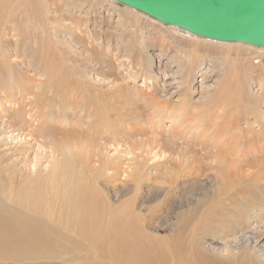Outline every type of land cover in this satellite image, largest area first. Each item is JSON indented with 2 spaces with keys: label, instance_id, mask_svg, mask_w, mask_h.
Masks as SVG:
<instances>
[{
  "label": "bare ground",
  "instance_id": "6f19581e",
  "mask_svg": "<svg viewBox=\"0 0 264 264\" xmlns=\"http://www.w3.org/2000/svg\"><path fill=\"white\" fill-rule=\"evenodd\" d=\"M61 1V5L58 4L52 9L50 8L49 0H0V108L1 106H6L10 110L9 115H5L4 111L2 112L0 125L6 130L4 131L5 133L10 132L8 135L4 134L7 140L16 141L19 139L16 144H21L25 148V150L23 148L24 151L14 149L12 152L6 153L5 151L13 149L14 145L2 149L4 152H2L1 156L5 160H0V264H17L14 262L22 261V257L18 254V249L28 248L29 245L38 246L42 243L46 245L51 243H54V245L65 244L67 249L76 252L79 249L85 250L89 253V259L95 257V259L100 261L102 256V264H107L105 259H111L112 256L114 257L113 263L109 262V264H122L121 262L126 260L123 259L125 253L122 255L121 252L116 251L117 248L113 245L117 241L121 242V246H124L122 244L125 243L118 237H112L115 230V222L121 221V212L123 215L125 212L121 210L119 213L116 212V216H113L115 207L113 205L110 206V201L107 199H98L94 192V186L97 185L98 178L103 174L108 176L107 174L112 172L113 158L111 159L103 153L100 155L94 153V146L91 141L90 144L80 146L72 142L73 138L71 140L69 136H64L66 131L61 128V131H59V127L65 122L61 120L65 119L63 117L67 113L76 114L77 111H72V108L74 109L78 103L75 104V107H72V103L65 101L64 96H61L62 84L60 80H57L54 84L57 90L51 88L49 91L47 87H40L44 76L39 80L28 73V70L32 69V63L41 65L48 74L51 64L56 63V65H59L65 62L66 69L69 71L81 70L85 79L89 75H86V67L82 68L78 63L81 61L78 57H86V62L82 64L87 66L92 61L91 57L93 55L100 56L101 54L108 58V62L99 61V65L108 67L109 76H112L118 66L120 68L127 66L126 70L128 72L126 75L130 74L134 79L142 75L145 80V84L142 86H155L157 92L160 93L162 90L159 88L158 79H162L163 92L161 96L163 98H172L169 105L158 107L159 99L156 96L149 95L145 90H140L137 93L142 97L140 99L143 100V103H146L150 108H155L148 118L149 125L152 124L151 127L157 125V128L160 129L163 120L167 117L173 123L168 126L165 134L161 131L153 130L157 132L158 136L153 137L151 141L159 146H171L172 148L176 146L178 149V139L188 138L192 134L189 131L191 129L189 127H197L196 129L204 127V132L206 131L207 133V126L204 123H200L198 126L185 127L183 116L186 114L188 116L190 111H200L214 97L216 98L214 104H217L221 97L225 96L224 103L226 106L218 109L217 119H222L221 112L226 107L224 113L227 112L229 118L225 120L223 125V128L227 130H224V136L227 137L229 132L234 134L227 139V144L229 145L225 144L228 147L224 145L226 148L217 159V164L219 162L221 165L210 169L214 179L213 182L216 185L212 195L220 206L227 210L229 209L228 212L232 211V206L229 208L228 198L238 193L240 188L250 191L251 195L246 202H237L241 208L233 210L232 216L210 224L218 233L230 231L235 239L241 238L239 236L241 234L243 236L242 239L244 241L246 239L248 247L251 245L250 243H255L257 249L260 250L257 244L264 240V175L260 177L264 172V48L243 42H225L199 36L187 30H182L177 26L164 24L133 7L123 4H121L123 6L119 7L113 0ZM114 1L117 2L116 0ZM85 2H89L87 4L89 8L84 14L86 25L89 22L94 24L100 22L96 16L102 17V15H99V9L102 7L108 12L119 15L116 25L113 26V32L118 27H122L123 32L127 31L131 36L126 39L123 33L117 35L116 39L118 41L115 42V56L118 51L121 54L120 43L123 42L124 52H132L134 49L139 51L137 59L135 57L136 60L130 59L131 63L127 62L129 58H127L126 53L120 55L121 57H113V59L107 53L101 52L98 47L92 46L90 39L93 36H89L90 39H87L83 31L81 32L83 16L78 18L81 14L68 17L67 19H73L68 25H64V22H68L66 19H58L56 22L54 20L57 17L50 16L53 13L57 15V13H64V11L68 10L76 12V9L85 7L83 5ZM39 15H42V20L39 19ZM101 21H103V17ZM107 23V30H109L113 24L111 20ZM71 25L73 26L68 27ZM67 30L71 31L70 37H65V31ZM77 31L80 32L79 37H73L74 32ZM113 32L110 33L112 34ZM156 40L159 42L160 46L158 48L160 50L155 54L156 49L151 52L153 48L148 46ZM171 46L175 48V55L170 56ZM63 47L67 50L66 52L60 51ZM80 48L87 53L81 52ZM50 50L59 52L57 59L50 57ZM108 50L111 51L110 46ZM67 52L70 56H73V59H68V56H66ZM154 55L157 56L159 62L157 65L158 70L156 71L154 70ZM26 59H28V62H26ZM165 59L167 61L163 67V60ZM172 59L177 63L179 70H172L168 78L178 77V79L170 80L168 83L166 71L169 65L171 66L172 63L170 62ZM207 61L210 62L209 65H215L218 68V72H220L216 83L207 84V78L211 77V67L209 65L208 68L205 67ZM25 68L26 70L24 71ZM205 68L206 70L203 71ZM257 69L260 73L256 71ZM35 74L39 73L36 71ZM197 76L201 78V83L198 86ZM7 79L9 80L6 81ZM256 79L260 85V92L257 94L251 88L252 81ZM79 80L87 85L86 81ZM25 82L29 84L28 87H25ZM176 83L178 88L175 91H169L170 89L168 90L164 87L175 86ZM33 87L36 88L34 94L30 91ZM223 89L227 90L224 91ZM231 90L237 92L243 102L246 111L244 110L241 114L237 109H231L228 106L226 95L232 93ZM24 91L31 98L36 99V97H39L40 99L25 102ZM89 91L87 89L86 93ZM196 92L202 95L198 96V100L195 102L192 99ZM128 94L131 95L129 92ZM175 94L177 97L173 99ZM59 96L62 97L61 100L57 99ZM18 97L22 100L18 99ZM48 99L52 100L57 107L55 112H61L63 115L50 113L52 117L47 119L44 108L48 107L46 103ZM37 102L43 103L42 106L34 105ZM66 105L69 107L65 110L64 106ZM214 106L208 105L207 111ZM33 107L36 110H33ZM214 116L215 114L212 115L210 121L215 119ZM199 122H202V120H199ZM177 129L181 130L177 131ZM201 133L200 136L202 137ZM219 137L216 138L219 140ZM88 138L90 137L88 136ZM26 139H34L41 150H52L50 154H52L54 165L53 167L51 166L52 168L49 169L46 176H37L39 178H36V182L26 177L23 185L19 187L14 182L19 179L20 173L27 170L25 169L27 163L24 158H26L25 152L28 149L26 148V143H23V140ZM26 141L29 143L28 140ZM136 144L139 145L138 149L146 151L145 154L152 152L150 150L152 147L150 145L151 142L150 144H140L137 141ZM127 146L129 150L127 153L129 162L125 167L126 171L129 169L127 176L132 180L131 186L140 188L150 176L151 168L146 157L136 154L134 146H131V144ZM95 154L100 159L97 162L92 160V157H96ZM167 154H170V152L161 149L154 156L160 159L163 156H169ZM60 156L62 158L56 160ZM212 156L217 157L216 155ZM19 165H21L20 168ZM38 165L39 163L36 161L32 169L34 170ZM105 172L108 173L106 174ZM180 172L181 170L173 169L172 167L171 171L167 173L171 178L173 177L172 183L177 181L176 178L180 176ZM162 174L165 177L167 176L164 173ZM190 174L193 175L194 173L190 172ZM3 177L7 181H4ZM188 177H190L189 174ZM108 178L112 179L113 176H108ZM112 181L110 180L111 183ZM32 185L36 186L32 187ZM100 194H103L101 190ZM44 215L47 216L42 217ZM49 217L51 219L50 224L47 223ZM113 217H116L117 220H114ZM41 220L46 222L43 223ZM252 220H254V223ZM123 228L125 229V227ZM207 228L206 231L208 232ZM202 229L205 230L204 227ZM59 238H63L65 241L63 242ZM115 238L119 240L115 241ZM79 243H82L83 246H80L81 244ZM260 246L264 247V241ZM98 249L109 252L103 253L104 255H98L96 252ZM115 251L116 253H113ZM127 253L130 256V252ZM64 255L68 256L64 257ZM47 257L58 261L62 260L63 262L78 260V256L75 253H51ZM124 262L126 261H123V264L129 263L128 260L127 263Z\"/></svg>",
  "mask_w": 264,
  "mask_h": 264
},
{
  "label": "rangeland",
  "instance_id": "374dc122",
  "mask_svg": "<svg viewBox=\"0 0 264 264\" xmlns=\"http://www.w3.org/2000/svg\"><path fill=\"white\" fill-rule=\"evenodd\" d=\"M60 2L62 1L49 0L51 6L50 8H55L56 5L60 4ZM113 2L119 7L123 6L121 5V3L119 4L114 0ZM88 3L89 2H85L83 4L85 7L76 9V12L74 11L75 13L71 12V10H68L64 11V13H57V15H54L53 13L50 16H54L55 18L57 17L54 20L56 22L58 21V19H66V21L68 22H64V25H68L71 21H73V19H67L68 17L81 14L80 16H78V18L83 16V20H81V23L83 21L81 32L83 31V34H85L87 39H90L89 36H93L90 39L92 42V46H96V48L98 47L101 52L107 53L112 58L117 56L119 57L123 53H126L127 58H129V60L127 59V62L129 61V63H131V60H136L139 51L137 49H134L135 51L133 50L132 52H124L123 42L120 43L121 54H119L118 51L117 55L115 56V42L118 41L116 39L117 35L123 33V36L126 39L131 36V34L127 31L123 32L122 27H118L117 30H114L115 32H113V26L116 25V20L118 19L119 15L117 13L108 12L102 7L99 9V15H102L103 21H101V16H96L97 20L100 21L98 22V24L89 22L88 25H86L84 14L85 11L89 8V6L87 5ZM39 16V19L42 20V15ZM109 20H111L113 25L112 28L107 30V22ZM72 26L73 25L68 27ZM110 32L113 33L111 34ZM70 33L71 31L69 30L65 31V37H70ZM79 34V31L74 32L73 37H79ZM109 46L111 47V51L108 50ZM159 46V42L158 40H156L152 42L148 47L153 48L151 52L156 49V54L157 51L160 50L158 48ZM80 50L81 52H85L82 48H80ZM50 51V57L57 59L59 52H56V50ZM60 51L66 52L67 50L63 47V49ZM174 52L175 48L171 46L170 56L173 55ZM86 53L87 52H85L84 54ZM66 56H68V59H73V56H70L68 52ZM78 59L81 60L80 62H78L80 66L82 68L86 67L87 69L86 75H89V77L85 79L81 73V70L69 71L68 69H66L65 62L59 65H56V63L51 64V69L48 74L41 65H37L35 63H32V69L27 70L32 77H37L39 80H41L44 76V80L40 83V87H47L49 91L51 88L57 90L54 84L55 82H57V80H60L62 84V90L60 91L62 92L61 96H64L65 101H70V103H72V107H75V104L78 103L76 106L78 108H72V111H77L76 114L67 113L66 116L64 115L63 117L65 119L61 117L63 119L61 120V118H59V120L63 122L65 121L64 124L59 127V131H61V129L66 131L64 136H69V139L73 138L74 141L71 139L72 142L80 146H83L84 144H90L91 141L92 145L94 146V153H96L97 155L103 153L106 154L109 158H113L112 161L114 164L111 168L112 172L110 174H107L108 172H105L108 176H113V178L110 179L105 174L101 175L100 178H98L97 185L94 186V192L98 196H96L98 199H107L110 201V206L113 205V207H115L113 216H116L117 213H119L121 210L125 212L124 215L121 212V219L124 223L122 222V220L115 222V230L114 234H112L113 238L118 237L120 240H123L122 242L125 243L122 244L124 246H121L120 241L115 242L116 244L113 243V245L117 248L116 251L121 252L122 255H124L123 253H125L123 259L126 260L123 261L126 262L124 263H127L128 260L131 264H264V247L260 246L264 240L260 244H257V246L260 248V250H258L255 243H250L251 245L248 247V245H246V239L244 241L241 234H237L241 238L235 239L232 237L233 234L230 231L218 233L215 228L211 227L212 223L220 222L223 219L232 216L233 210L235 211L236 209L241 208L237 202H246V200H248L251 195L250 191H246L244 188H240L238 193L228 198L229 208L232 206L231 212H228L229 209L227 210L226 208H223V206H220L219 203L214 200L215 197H213L212 195V191L215 189L216 185L213 182L214 179L210 173V169L221 165L219 162L217 164V159L219 155L224 152L225 148L228 147L226 146L229 145L227 144V139L234 134L233 132H229L227 137L224 136V130L226 128H223V125L225 124V120H228L229 118V116H227V112L224 113L226 107L221 112L222 119H217L218 109H222L224 106H226V104L224 103L225 96L223 95L217 104H214V100L216 99L214 97L213 100L207 104V106L215 105L209 111H207V106H205L201 108L200 111H190L188 116L187 114L183 116L185 127H189L191 125L198 126V124L204 123L207 126V133L206 131L204 132V127H198L199 129H196L197 127H189L191 128L189 129V131H191L192 134L189 135L190 137L188 136V138L178 139V149L176 148V146L174 148H172L171 146H159L158 144H154L151 141L153 137L158 136L156 134L157 132H154L153 130L161 131L163 134H165L168 126L173 123L171 122V119L167 117L163 120L160 129L157 128V125H153L151 127L152 124L149 125L150 122L148 121V118L150 114L153 113L155 108H150L146 103H143V100H141L142 97L137 93L140 90H145L147 93H149V95L156 96L159 99L158 107L167 104L169 105L172 98H163L161 96V93L163 92V86H161L163 83L162 79H158L159 88L162 90L160 93L157 92L155 86H142L145 84V80L142 75L137 76L136 79H134L130 74L126 75V73L128 72L126 70L127 66H122V68L118 66L112 76H109V73L107 72L108 67L99 65V61L108 62V58L102 54L100 56L93 55L91 57L92 61L87 66L82 64L83 62H86V57H78ZM27 60L28 59H26V62H28ZM154 61V70L156 71L158 70L157 65L159 63L156 55H154ZM166 61V59L163 60V67ZM170 63L172 64L171 66L169 65V68L166 71V77L169 80L168 83L170 82V80L178 79V77L170 79L168 78L172 73V70H179L177 63L173 61V59ZM209 63L210 62L207 61V65H205V67L208 68ZM209 66L211 67V77L207 78V84H213L217 82L216 80L220 72H218V68L215 65ZM25 70L26 68L24 69V71ZM205 70L206 68L203 71ZM36 71L39 74L36 75ZM256 71L259 70L257 69ZM79 79L86 81L87 85L81 83ZM200 79V76H197V80L199 81L197 86L201 83ZM8 80L9 79H7L6 81ZM28 86L29 84L25 82V87ZM164 87L168 90L170 89L169 91H175L178 88V84L176 83L175 86ZM251 88L255 94L260 92V85L257 79L252 81ZM87 89L88 91L90 90L88 93H86ZM223 90L225 91L227 89ZM30 91L34 94L36 88L33 87L32 89H30ZM134 91L136 92L134 93ZM231 91L232 93L226 95V100L229 103L228 106L231 109H237L241 114L245 110L243 102L240 100L237 92H235L234 90ZM24 92L26 100L25 102L40 99L39 97L33 99L26 94V91ZM128 92L132 95V97H130L131 95H129ZM200 95L202 94L196 92L193 95L192 101L196 102V100H198L197 97ZM61 96H59L57 99L61 100ZM175 97H177L176 94L173 99H175ZM18 99L22 100L19 97ZM135 101L137 104L134 103ZM46 103L48 107L46 109L44 108V110L46 111L47 119L52 117L50 113L62 114L58 111L55 112V110H57V107L54 105L52 100L48 99ZM42 104L43 103L40 102L34 103V105L37 106H42ZM68 107V105L64 106L65 110ZM33 110H36V108L33 107ZM3 111L5 112V115L10 114V110L7 109L6 106H1L0 116H2ZM214 114L215 119H212L210 121V118ZM84 117L86 118V120ZM199 120H202V122H199ZM192 121L195 122L192 123ZM204 124L203 126H205ZM180 130L181 129H177V131ZM4 131L6 130H4L2 128V125H0V160H3L2 158H4L1 155L2 152H4L2 149H4L5 147H12L14 145L13 149L7 150L5 151V153L9 151L12 152L14 149H19L20 151L25 150V148L22 147L21 144H16V141H19V139H17L16 141H10L9 139L7 140L4 134L8 135L10 134V132L5 133ZM198 131L200 133L202 132V137L200 136V133ZM67 132L71 134L69 135ZM88 136L90 138H88ZM216 137H219L220 139L218 140ZM74 138L78 139L75 140ZM26 140H28L29 143ZM26 140H23V143H26V148L28 149V151L25 152L26 158H24L27 163V167L25 168L27 170L20 173L18 176L19 179L14 182L16 186L19 185V187L23 185L26 177H28L31 181L36 182V180L39 178L37 176H46L49 172V169H51L54 165L53 158L51 157L52 154H50L52 150H41L37 146V143L34 139ZM137 141L140 144H150L151 142L150 145L152 147L150 150L152 152H150V154H145L146 151L138 149L139 145L136 144ZM214 143L216 144L214 145ZM219 143L222 145H220ZM130 144L131 146H134L136 154H139L140 156L146 157L148 159V163L151 168L150 176L146 179V181L140 188L131 186L132 180L127 176L129 169H127V171L125 169L126 165L129 162V157L127 155L129 150L127 145ZM161 149L163 151L166 150L170 152L171 155L167 154L169 156H163L160 159L156 158L154 155ZM170 149L171 151H169ZM212 155H216L217 157ZM18 156L21 157L20 154H18ZM61 158L62 156L58 157L56 160H60ZM92 160L97 162V160L100 159L99 156H96L94 158L92 157ZM36 161H38L39 165L33 170L32 166ZM46 165H48V167H46ZM20 167L21 165H19V168ZM172 167L173 169L181 170V174L179 173L180 176L176 178L177 181L175 183H172L173 177L171 178V176L167 174L169 171H171ZM190 172H193L194 174L192 175L190 174ZM162 173L167 176L165 177ZM188 174L190 175V177H188ZM160 175L162 176L159 177ZM263 175L264 172L260 175V177H262ZM2 179L4 181H7L5 177H3ZM110 180H113L112 183L110 182ZM35 186L36 185H32V187ZM171 188L173 191L171 190ZM100 190L101 192H103L102 195L100 194ZM129 206L131 209L129 208ZM46 216L47 215H44L42 217ZM113 219L117 220L116 217H113ZM50 220L51 219L49 217L47 223H49ZM41 221L43 223L46 222H44V220ZM252 222L254 223V220H252ZM123 227H125V229ZM203 227L205 228V230L202 229ZM251 227H253V225H251ZM206 228L208 229V232L206 231ZM118 238H115V241L119 240ZM59 239H61V241L63 242L65 241V239L63 238ZM79 244H81L80 246H83L82 243ZM49 249L51 252L49 251ZM18 251L19 256L22 257V261H15L14 263L17 264H57V262L58 264L103 263L102 256L100 261L98 259H95L94 256L93 259H89V253H87L85 250L79 249L77 250V252L69 250L66 248L65 244L54 245V243H51L49 245H46L42 243L38 246L29 245L28 248L18 249ZM100 251L101 249H98V251H96L98 255H104L103 253L109 252H104L103 250L101 252ZM116 251L113 253H116ZM127 252H130V256ZM47 253L48 255H46ZM51 253H75L76 256H78V260L63 262L62 260L58 261L57 259H49V257L47 256H50ZM67 256L64 255V257ZM113 258L114 257L112 256L111 259H105L107 261V264H109V262L113 263ZM123 261L121 262L122 264Z\"/></svg>",
  "mask_w": 264,
  "mask_h": 264
},
{
  "label": "water",
  "instance_id": "95a60500",
  "mask_svg": "<svg viewBox=\"0 0 264 264\" xmlns=\"http://www.w3.org/2000/svg\"><path fill=\"white\" fill-rule=\"evenodd\" d=\"M167 25L264 48V0H116Z\"/></svg>",
  "mask_w": 264,
  "mask_h": 264
}]
</instances>
